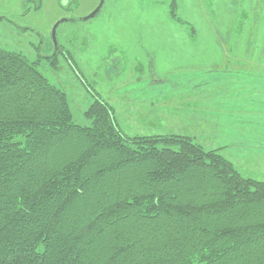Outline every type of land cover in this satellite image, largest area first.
Listing matches in <instances>:
<instances>
[{
    "label": "trees",
    "instance_id": "trees-1",
    "mask_svg": "<svg viewBox=\"0 0 264 264\" xmlns=\"http://www.w3.org/2000/svg\"><path fill=\"white\" fill-rule=\"evenodd\" d=\"M90 125L0 48V264H264V181L185 136Z\"/></svg>",
    "mask_w": 264,
    "mask_h": 264
},
{
    "label": "rangeland",
    "instance_id": "rangeland-1",
    "mask_svg": "<svg viewBox=\"0 0 264 264\" xmlns=\"http://www.w3.org/2000/svg\"><path fill=\"white\" fill-rule=\"evenodd\" d=\"M99 2L0 0V48L64 91L75 123L98 97L129 137L185 136L264 181V0H104L81 19Z\"/></svg>",
    "mask_w": 264,
    "mask_h": 264
},
{
    "label": "water",
    "instance_id": "water-1",
    "mask_svg": "<svg viewBox=\"0 0 264 264\" xmlns=\"http://www.w3.org/2000/svg\"><path fill=\"white\" fill-rule=\"evenodd\" d=\"M103 1L104 0H100L98 6L89 15H87V16L81 18V19H84L85 20V19H88L90 17H93L98 12V10L100 9V7L102 6ZM71 19H73V18H66V17L65 18H61V19L57 20L53 24L52 29H51V36H52V39H53V42H54V51L58 47L57 40H56V36H55L56 29H57L58 25L61 24V23H63V22L70 21Z\"/></svg>",
    "mask_w": 264,
    "mask_h": 264
},
{
    "label": "flooded vegetation",
    "instance_id": "flooded-vegetation-1",
    "mask_svg": "<svg viewBox=\"0 0 264 264\" xmlns=\"http://www.w3.org/2000/svg\"><path fill=\"white\" fill-rule=\"evenodd\" d=\"M8 22L11 23L12 25H14L15 27H18L17 25H15L12 21H10L8 19ZM57 51H60L61 53L63 52L65 54V52L61 49V47H57L56 50L53 52V54H55Z\"/></svg>",
    "mask_w": 264,
    "mask_h": 264
},
{
    "label": "crops",
    "instance_id": "crops-1",
    "mask_svg": "<svg viewBox=\"0 0 264 264\" xmlns=\"http://www.w3.org/2000/svg\"><path fill=\"white\" fill-rule=\"evenodd\" d=\"M238 81H240V80H238ZM240 82H241V81H240ZM234 83L236 84V82H234ZM263 90H264V89H261V90L258 91V92L261 94V93H263ZM243 96H244V95H243Z\"/></svg>",
    "mask_w": 264,
    "mask_h": 264
}]
</instances>
